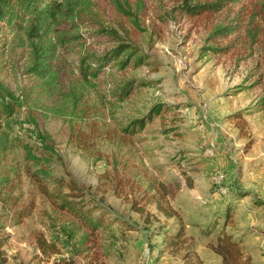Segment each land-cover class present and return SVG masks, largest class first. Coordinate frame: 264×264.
Listing matches in <instances>:
<instances>
[{
    "label": "rangeland",
    "instance_id": "1",
    "mask_svg": "<svg viewBox=\"0 0 264 264\" xmlns=\"http://www.w3.org/2000/svg\"><path fill=\"white\" fill-rule=\"evenodd\" d=\"M184 1L119 0L131 13L125 15L109 0H97L105 28L114 31L121 43L134 47L144 64L126 71L106 68L91 80L94 86L86 90L81 110L61 119L49 112L59 105L53 98L29 100L38 128L48 133L59 157L50 165L52 175L66 178L65 171L71 174L90 189L98 212L114 222L112 230L99 240L110 249V255H100L93 264H186L182 252L172 254L165 246L164 233L179 228L191 236L204 264H222L208 247L210 237L202 231L216 223L219 229L228 210L232 213L229 232L242 240L254 230L255 236L264 233V112L254 110L263 87L249 86L261 73L257 65L264 70L259 47L237 55L203 53L212 43L208 40L211 28L227 19V12L201 19H173V11L183 7ZM247 4L242 0L234 10ZM85 44L97 54L117 45L93 37ZM75 50L70 45L56 53L62 92L82 84ZM28 66V48L12 43L0 59V83L16 96L30 93L34 80L26 71ZM128 81L136 88L121 102L120 89ZM157 107L162 112L147 118ZM239 112L247 121L244 136L232 120ZM31 115L30 109L21 110L17 118L21 124H14L9 134L11 144L15 137L23 143L32 141ZM133 120L145 122L141 130L131 133ZM23 155L22 148L13 147L2 164L3 175L12 178L7 184L0 183V227L10 234L3 248L5 264H54L55 259L70 256L79 264H90L91 256L68 253L60 245V254L48 260L37 249L36 235L49 238L53 223L57 229H69L73 220L54 210L39 192L25 170ZM104 171L125 176L141 189L151 182L181 180L182 188L168 201L176 216L166 218L154 204L143 202L140 205L150 216L135 211L131 200L140 196L139 191L129 194L128 200L112 191H95ZM182 171L191 178V188L184 184ZM19 211L28 215L16 225ZM75 240L70 242L72 249ZM262 249L257 244L243 246L247 264H264Z\"/></svg>",
    "mask_w": 264,
    "mask_h": 264
},
{
    "label": "trees",
    "instance_id": "2",
    "mask_svg": "<svg viewBox=\"0 0 264 264\" xmlns=\"http://www.w3.org/2000/svg\"><path fill=\"white\" fill-rule=\"evenodd\" d=\"M242 0H185L183 7L173 11V19L177 17L188 19H201L213 14L227 12V19L221 20L211 28L208 40L211 45L203 48V53L214 55H237L242 50H252L258 46L264 66V0H247L249 4L242 5L234 10L236 4ZM118 12L128 15V11L119 0H109ZM100 5L97 0H0V59L5 49L12 43L20 42L28 48L29 66L26 69L34 80V88L28 94L16 96L11 90L0 83V183L7 184L12 181L11 176H4L6 156L12 152L13 147H20L24 151L23 162L27 174L36 183L39 192L46 198L52 208L70 216L73 220L69 229L65 226L55 228L46 238L42 233L36 235V247L48 260L52 255L60 254V247L68 253L89 257L90 264L100 255H110V249L99 240L108 234L114 225L104 213H99L93 204L90 189L78 183L67 171L64 177H55L50 171L52 161L58 159V154L47 132L40 130L36 120L34 108H28L29 100L40 97H50L59 104L50 108L49 112L54 118H64L69 114H76L81 110L86 90L94 85L91 80H96L106 68H117L126 71L144 64L134 47L121 43L117 34L111 29H106L98 11ZM232 15V16H231ZM231 16V17H230ZM83 32H87L86 36ZM91 35V37H90ZM104 39L106 42L117 44L105 48L97 54L88 51L85 41L90 38ZM103 41V40H102ZM100 41V43L102 42ZM214 42H222L215 44ZM75 45L82 77V84L68 92H62L58 86V75L55 69L56 53L59 48ZM237 60L239 59L238 56ZM262 66V65H261ZM251 82L249 86L263 87V95L259 97L255 112H264V70ZM136 86L128 81L120 89L119 98L126 100ZM117 95V94H114ZM30 109L32 112L30 124V142L23 143L15 137V143L10 142L9 134L14 124L18 122L21 110ZM157 107L147 118L161 113ZM232 120L241 136L245 135L247 121L242 112L232 115ZM142 120H133L129 132L134 133L143 127ZM125 131V129H124ZM39 142L37 146L34 144ZM13 145V146H12ZM184 184L191 188V178L182 171ZM182 188V181L173 179L167 182H151L146 188L117 173L110 175L109 171L101 173L95 191L102 194L112 191L117 197L129 199V194L136 191L140 196L131 200L134 210L140 214L145 213L143 204H154L157 211L166 218L176 216V211L168 201L173 199ZM231 211H226L223 222L218 228V223L208 225L202 234L210 237L208 247L217 254L222 264H247L244 257L242 239L227 230L232 221ZM28 212L19 211L15 214L16 225ZM217 230V231H215ZM64 236V238H61ZM165 246L172 254L182 252V259L186 264H204L196 252L191 236L183 228L164 233ZM10 234L0 227V264L6 263L4 246ZM75 240L72 249L70 242ZM60 245V247L58 246ZM54 264H79V261L70 256L59 257Z\"/></svg>",
    "mask_w": 264,
    "mask_h": 264
},
{
    "label": "crops",
    "instance_id": "3",
    "mask_svg": "<svg viewBox=\"0 0 264 264\" xmlns=\"http://www.w3.org/2000/svg\"><path fill=\"white\" fill-rule=\"evenodd\" d=\"M256 231L254 230L253 231V233H250V235L248 236V238H245V240H242V245L243 246H247L248 248H253V246L255 247L256 246V244L259 246V247H262L263 249H262V252L264 251V247H263V245H264V239H262L261 241L258 239L259 238V236H264V233H259L258 234V236H255L256 235V233H255ZM235 235V234H234ZM236 236V235H235ZM255 236V237H254ZM240 237V236H239ZM252 237H254L253 238V240H250V239H252ZM258 240V241H257ZM252 244L251 245V247H249V245L248 244Z\"/></svg>",
    "mask_w": 264,
    "mask_h": 264
},
{
    "label": "built area",
    "instance_id": "4",
    "mask_svg": "<svg viewBox=\"0 0 264 264\" xmlns=\"http://www.w3.org/2000/svg\"><path fill=\"white\" fill-rule=\"evenodd\" d=\"M263 254H264V251H263Z\"/></svg>",
    "mask_w": 264,
    "mask_h": 264
}]
</instances>
